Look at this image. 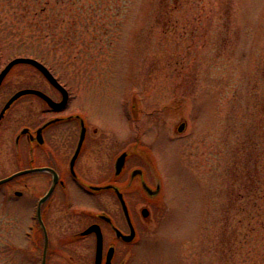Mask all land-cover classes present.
<instances>
[{"label":"rangeland","instance_id":"rangeland-1","mask_svg":"<svg viewBox=\"0 0 264 264\" xmlns=\"http://www.w3.org/2000/svg\"><path fill=\"white\" fill-rule=\"evenodd\" d=\"M0 47L43 58L103 137L140 132L162 198L134 264H264V0H0ZM15 188L0 264L27 231Z\"/></svg>","mask_w":264,"mask_h":264},{"label":"flooded vegetation","instance_id":"flooded-vegetation-1","mask_svg":"<svg viewBox=\"0 0 264 264\" xmlns=\"http://www.w3.org/2000/svg\"><path fill=\"white\" fill-rule=\"evenodd\" d=\"M12 53L3 60L0 47V73L22 56ZM21 66L25 83L12 81L5 89ZM32 67L15 63L0 79V179L24 170L0 183L21 187L13 194L18 205L24 199L27 231L22 248L12 251L13 264H134L162 198L148 147L139 131L130 142L103 137L101 129L71 105L75 97L68 88L62 92L42 74L54 92L34 86ZM26 88L62 103L52 107L31 92L9 102ZM111 129L124 134V128Z\"/></svg>","mask_w":264,"mask_h":264},{"label":"water","instance_id":"water-1","mask_svg":"<svg viewBox=\"0 0 264 264\" xmlns=\"http://www.w3.org/2000/svg\"><path fill=\"white\" fill-rule=\"evenodd\" d=\"M19 62H25V63H30L32 64L33 66H35L37 69H39L42 74L49 80V82L54 85L56 88H58L59 90H61L62 92L66 93V89L57 81V79L54 77V75L50 72V70L43 64L41 63L40 61L36 60L35 58H32V57H16L14 58L13 60H11L7 65L6 67L1 71L0 73V79L2 78L3 74L9 69V67L15 63H19ZM27 92H31V93H34V94H37L39 96H41L42 98H44L48 104L52 107H58L60 106V104L62 102H55L53 101L47 94H45L44 92H42L41 90H38V89H35V88H26V89H21L19 91H17L9 100V102H11L12 100H14L17 96H19L20 94H23V93H27ZM64 98H65V95H64ZM185 127V122L184 121H181L176 129L177 131H182ZM81 138H83V134L81 136ZM121 162V160H118V162ZM24 172L23 171H19L13 175H10L6 178H3V179H0V183L10 179L11 177L17 175V174H20Z\"/></svg>","mask_w":264,"mask_h":264},{"label":"trees","instance_id":"trees-1","mask_svg":"<svg viewBox=\"0 0 264 264\" xmlns=\"http://www.w3.org/2000/svg\"><path fill=\"white\" fill-rule=\"evenodd\" d=\"M31 22L34 23V25H37V26H39V27H40V26L42 27V25H39L40 22H41L40 20H35V21L31 20ZM21 54L29 55V56L35 57V58H37V59L43 61L44 63H46V62L43 60V58H40V57H38V56H36V55H32V54L29 53V52H25V53H21Z\"/></svg>","mask_w":264,"mask_h":264}]
</instances>
